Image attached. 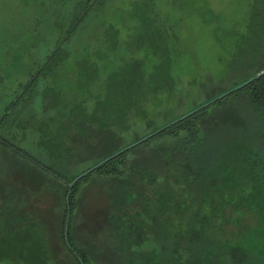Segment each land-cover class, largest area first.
Instances as JSON below:
<instances>
[{
  "label": "rangeland",
  "instance_id": "1",
  "mask_svg": "<svg viewBox=\"0 0 264 264\" xmlns=\"http://www.w3.org/2000/svg\"><path fill=\"white\" fill-rule=\"evenodd\" d=\"M87 2L92 9L84 13ZM55 51L68 53L67 61L41 75L4 134L68 183L0 146V264H80L64 239L68 184L159 130L150 127L263 72L264 0H0V119L13 101L12 74L43 65ZM72 72L78 84H62ZM56 85L78 100V113L41 126L62 108ZM251 112L245 95L209 110L199 126L205 148L225 145L245 127L260 130ZM186 136L144 142L119 164L121 175L91 174L78 184L70 236L91 264H200L204 241H214L219 263L264 264V215L239 202L248 189L231 191L237 207L220 198L227 173L212 164L211 174L199 173L208 189L186 175L194 168L178 151ZM254 151L264 161V148ZM198 162L207 166L204 157ZM209 194L207 217L194 222ZM192 228L202 243H188Z\"/></svg>",
  "mask_w": 264,
  "mask_h": 264
},
{
  "label": "trees",
  "instance_id": "2",
  "mask_svg": "<svg viewBox=\"0 0 264 264\" xmlns=\"http://www.w3.org/2000/svg\"><path fill=\"white\" fill-rule=\"evenodd\" d=\"M90 2V0H88ZM92 3L85 4V12L91 11L92 9ZM47 6L49 7V4L47 3ZM73 12V11H72ZM74 14V13H73ZM73 14H69L73 17ZM85 17V14L82 17H78L75 22L72 23V32L74 31V28L76 27L75 24H78V21L81 20V18ZM75 23V24H74ZM58 49V48H57ZM66 53V52H65ZM60 54L59 51H55L54 55H50L46 58L43 65L35 63L32 67L28 68V70H17L15 71L12 76H15V87L11 88V92L9 93L10 96H12L13 101L10 103L7 107L4 108L2 117L0 119V146L4 147L7 150H10L17 156L21 157L27 162L32 163V165L53 176L55 179H58L59 181H63L64 183H68L67 179L59 173L58 171L54 170L53 168L47 166L43 163V161L33 152L30 150L24 148L21 146V143L18 141H15L12 137L4 134V128L6 124L9 122L12 114L14 112H20L21 109L27 108V99L33 96L34 90H36L39 83L42 82L41 75H45V77L48 75V73H53L58 65L64 63L67 61L68 53ZM64 58H63V57ZM77 60L75 61V63ZM55 63H58L57 66H55ZM26 71V75L25 72ZM24 73V74H22ZM25 75V76H24ZM13 78V80H14ZM67 81V82H66ZM63 83H68L70 86L72 83L76 82L78 84V76L74 75L72 72V75H65L63 78ZM56 83V82H55ZM56 91L59 92L58 94H61V90L59 89V86L56 85ZM107 88V87H106ZM105 88V89H106ZM55 90V89H54ZM222 93V92H221ZM221 93L213 95L211 100L217 98L221 95ZM30 95V97H29ZM245 95L247 99V107L251 113H253L256 121H258V125H260L259 128H254V131H249L247 127L243 129V131L238 133L237 136L231 140L230 142L226 143L225 145L220 146H213L212 148H205L207 142L200 137V124L207 115L208 111L217 108L220 106H224L228 101H230L233 98L239 97ZM164 96V95H163ZM61 102L60 105H62L61 110L55 115L47 114V119H45L44 123H40L42 125H59L61 123H68L71 121V117L73 118L74 115H76L78 112V100H72L69 97H65L63 94H61ZM80 105V104H79ZM202 106V105H200ZM200 106H197L200 107ZM82 109V108H81ZM86 109V108H85ZM147 116L153 115V108L148 109L147 108ZM190 112V111H189ZM188 112V113H189ZM62 113V114H61ZM61 114V115H60ZM177 118H171L168 122L164 123L161 127H150L151 130H157L160 128L165 127L166 125H169L173 121H175ZM37 123V121L33 124V126ZM39 124V125H40ZM38 127L40 128V126ZM63 125V124H62ZM61 125V126H62ZM264 128V71L259 73L258 75L252 77L250 80L247 81V84H245L242 88L239 90L233 92L229 96L218 100L211 106L200 110L199 112L189 116L185 120L172 125L166 129H164L161 133L154 136L153 138L149 139L146 142H152L158 139H162L165 137H178L179 133L183 132L186 133L187 136L183 139H181L180 148L178 151L183 155H187L188 162L194 161L192 164L193 171L192 173L185 172L186 175L192 176V174L196 175V180H194L200 189H208V187L205 186V183L203 182L204 178H199V173L202 170H205L206 172L204 174H211V172L208 171L209 164H212V168L215 170H219V173H227L224 176V182L222 186L224 189L221 190V192H225L219 195L220 198L225 197L227 202H234V206H238V199L235 195L231 194V191L239 190V192H243L248 189L247 194H245L243 197L239 199L240 203L246 204L247 210H253L261 213V215H264V161L261 159H258V154L255 152V149H258L259 147L264 148V142H262L261 138L264 136V131L261 129ZM45 137V135H43ZM43 136L39 137V140L43 141ZM25 136H23V139ZM38 141V140H37ZM40 141V142H41ZM129 151L125 152L121 156L101 165L98 167L95 171L87 175L85 178H83L81 181H84L89 178L91 174H97L99 176H110V175H121V170L119 169L120 165H126L125 157L128 154ZM177 152V151H176ZM204 157L207 161V166H203L201 163H199V158ZM216 159L218 162L216 164H213V160ZM103 161V160H101ZM190 169V167H188ZM263 173V175H262ZM188 176V177H189ZM77 182L75 186L71 189L68 187V201L66 200L67 205V211H66V219H65V233H66V223L69 218V224H68V241L66 240L65 236V243L66 247L80 262V264H91L87 254L85 251L80 249L75 241L70 236V226H71V218H72V212L75 208V192L77 189L78 184L81 182ZM211 189V187H210ZM230 192V193H229ZM206 195V194H205ZM67 196V198H68ZM213 195L209 194L208 197L204 196L200 199V207L194 214V222L197 221L198 215L206 216L205 211L208 210L207 205L213 201ZM165 203V201H164ZM211 205V204H209ZM207 217V216H206ZM205 219V218H204ZM192 228V230H189L188 236H184L188 241V243H200L201 239L196 236L197 231H195ZM193 233L194 235H191ZM180 236L181 233H179ZM211 240V239H210ZM202 245L201 250L202 252V258L200 259V264H222V261L219 263L216 261L217 255L216 251L213 247H211L213 244L212 242H208ZM202 243V242H201ZM234 252H237L238 249L235 246H232L231 248ZM223 250V247H221L220 252ZM225 250V249H224ZM221 254V253H220Z\"/></svg>",
  "mask_w": 264,
  "mask_h": 264
},
{
  "label": "water",
  "instance_id": "3",
  "mask_svg": "<svg viewBox=\"0 0 264 264\" xmlns=\"http://www.w3.org/2000/svg\"><path fill=\"white\" fill-rule=\"evenodd\" d=\"M245 84H247V82L243 83L242 85L237 86L236 88H234V89L231 90V91H228V92H226V93H224V94L218 96L217 98L213 99L212 101L208 102L207 104L198 107L197 109H195V110L189 112L188 114L184 115L183 117H181V118L177 119L176 121L170 123L169 125H167V126L161 128V129L155 131L154 133H151V134L147 135L146 137H144V138L138 140L137 142H135V143H133V144H131V145H129V146H127V147H125V148L119 150L118 152L114 153L113 155H111V156L105 158L103 161H101V162H99L98 164L94 165V166L91 167L89 170H87V171L81 173V174H80L78 177H76L71 183H69L68 186H69L70 191H71V189L75 186V184H76L77 182L81 181L83 178H85L87 175H89L90 173H92L93 171H95V170H96L98 167H100L101 165H103V164H105V163H107V162H109V161H111V160H113V159H115V158L121 156V155L124 154L125 152H127V151H129V150H132L133 148H135V147H137V146L143 144L144 142L148 141L149 139H151V138H153L154 136H156V135H158L159 133H161L164 129H166V128L172 126V125H175V124H177V123H179V122L185 120L186 118H188L189 116H191V115H193V114L199 112L200 110L205 109V108L211 106L212 104H214V103L217 102L218 100H221V99H223V98L229 96V95L232 94L233 92H235V91L239 90L240 88H242ZM68 199H69V196H68V198H67V201H68ZM68 224H69V218H68L67 223H66V233H65V238H66L67 241H68Z\"/></svg>",
  "mask_w": 264,
  "mask_h": 264
}]
</instances>
